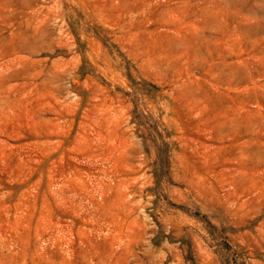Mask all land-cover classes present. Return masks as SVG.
<instances>
[{
	"label": "rangeland",
	"instance_id": "1",
	"mask_svg": "<svg viewBox=\"0 0 264 264\" xmlns=\"http://www.w3.org/2000/svg\"><path fill=\"white\" fill-rule=\"evenodd\" d=\"M0 264H264V0H0Z\"/></svg>",
	"mask_w": 264,
	"mask_h": 264
}]
</instances>
